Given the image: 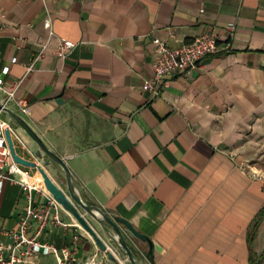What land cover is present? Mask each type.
<instances>
[{
    "label": "crops",
    "instance_id": "crops-1",
    "mask_svg": "<svg viewBox=\"0 0 264 264\" xmlns=\"http://www.w3.org/2000/svg\"><path fill=\"white\" fill-rule=\"evenodd\" d=\"M202 35L222 51L170 77L157 98L143 90L157 41L178 49ZM61 40L76 44L65 59ZM0 78L5 88L20 82L29 107L21 117L66 161L82 200L149 237L154 264L264 259V179L251 172L264 176V0H0ZM40 158L67 193L60 169ZM28 171L29 184L44 186ZM26 201L22 186L0 182L7 244L1 233L18 229ZM60 216L69 228L50 225L40 241L75 248L78 263L115 264L68 212Z\"/></svg>",
    "mask_w": 264,
    "mask_h": 264
},
{
    "label": "built area",
    "instance_id": "built-area-1",
    "mask_svg": "<svg viewBox=\"0 0 264 264\" xmlns=\"http://www.w3.org/2000/svg\"><path fill=\"white\" fill-rule=\"evenodd\" d=\"M45 27L47 29L51 28L50 21H46ZM233 29V26L228 28L230 32ZM75 47V43L61 40L57 56L65 59ZM221 49L222 46L219 41L208 35L196 37L190 43L178 49H172L166 43L157 41V56L153 65V75L144 84L143 90L157 98L161 91L167 87L170 77L179 72L197 70L204 58L217 55L222 51ZM226 49H228V45ZM15 61L14 59L13 62ZM19 87L20 82L10 88H5L4 81L0 78V91L4 94V98L0 100V103L15 111L18 115L26 116L29 114V107L24 99L17 97ZM3 114L0 111V182L7 180L22 186L27 192V201L20 215L18 229L1 233L3 238L10 240V243L7 244L5 240L0 238V264H27L29 261L46 255H53L56 264H103L97 261L96 258L78 263L75 258V248L65 247L59 249L53 244L40 241V236L48 226L52 225L67 230L69 225L60 216V212L63 210L62 206L44 186L36 187L29 184L27 182L30 179L28 168L14 162L5 137L6 130L11 133L15 150L18 146L32 157L33 162L38 165H43L44 161L36 156L23 134L2 118ZM251 172L254 178L264 179V176L258 171L252 170ZM15 176H19L21 180H16ZM34 191L43 198V203H35ZM33 223H36L35 233L33 236H28L29 228Z\"/></svg>",
    "mask_w": 264,
    "mask_h": 264
},
{
    "label": "water",
    "instance_id": "water-1",
    "mask_svg": "<svg viewBox=\"0 0 264 264\" xmlns=\"http://www.w3.org/2000/svg\"><path fill=\"white\" fill-rule=\"evenodd\" d=\"M0 111L8 115L25 133L35 142L38 149L37 157H47L45 166L55 165L63 173L67 193L59 187L49 176L44 166L28 161L19 156L9 130L5 131V137L16 164L25 168L36 169L43 180L46 190L68 212L93 239L99 250L106 254L108 259L115 264H121L118 257L126 259L125 264H154V244L151 239L138 232L128 221L121 218H112L99 207L89 205L80 197L76 180L66 161L54 153L40 138V136L28 125V123L15 111L0 103ZM87 217L96 223L95 228ZM142 244L147 246L143 251ZM261 259L257 264H262Z\"/></svg>",
    "mask_w": 264,
    "mask_h": 264
},
{
    "label": "rangeland",
    "instance_id": "rangeland-1",
    "mask_svg": "<svg viewBox=\"0 0 264 264\" xmlns=\"http://www.w3.org/2000/svg\"><path fill=\"white\" fill-rule=\"evenodd\" d=\"M2 118L6 119L7 118V115L6 114H3L2 115ZM14 124V123H13Z\"/></svg>",
    "mask_w": 264,
    "mask_h": 264
}]
</instances>
